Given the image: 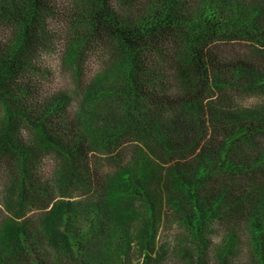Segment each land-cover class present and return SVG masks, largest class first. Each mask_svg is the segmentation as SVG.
Here are the masks:
<instances>
[{
	"label": "trees",
	"instance_id": "trees-1",
	"mask_svg": "<svg viewBox=\"0 0 264 264\" xmlns=\"http://www.w3.org/2000/svg\"><path fill=\"white\" fill-rule=\"evenodd\" d=\"M57 3L0 0V158L14 156L16 160L22 203L29 189L34 192L41 186L33 175L36 151L20 139L22 124L33 133L37 148L54 150L72 168H87L94 146L117 143L128 133L126 128L134 127L154 156L179 158L167 177L171 190L182 199L171 196L170 202L196 249L191 263L204 264L211 224L222 220L230 227L215 258L219 264H228L239 250L236 227L243 220L252 257L256 264H264V177L249 179V175H264V149L258 148L256 139L264 135V105L244 110L209 105L208 125L215 122L214 132L222 131L221 140L215 145L208 143L195 160H186V152L189 154L200 138L194 134L208 130L200 118L205 115L204 102L212 86L220 89L227 81L245 82L247 92H264V56L258 65L239 59L226 62L216 51L217 45L238 40L255 39L264 44V2L75 0L68 11ZM54 10L65 15L71 33V61L93 37L115 50L114 70L94 80L88 90L90 97L111 96L114 105L106 111L72 118L66 95L42 98L32 70H36L41 42L50 35L47 19ZM167 67L177 74L180 93L167 90ZM186 114L193 120L185 124ZM95 120H102L103 126L95 128ZM143 158L137 173L132 168L124 170L117 181L119 186L151 199L157 194L150 184L156 178L155 168L148 157ZM225 174L231 178L229 184L219 182ZM240 175L245 178L236 180ZM110 196L116 200L115 193ZM89 207L95 212L83 208V216L89 213L94 218L92 225L101 227L100 215L107 216V212L96 203ZM23 232V227L0 230V264H18L21 256L14 239L16 234L23 238ZM149 232H153L152 223ZM107 256L111 258L112 252ZM83 259L81 264H105L101 252ZM145 264H149L148 258Z\"/></svg>",
	"mask_w": 264,
	"mask_h": 264
},
{
	"label": "rangeland",
	"instance_id": "rangeland-1",
	"mask_svg": "<svg viewBox=\"0 0 264 264\" xmlns=\"http://www.w3.org/2000/svg\"><path fill=\"white\" fill-rule=\"evenodd\" d=\"M56 1L61 10L68 11L75 0ZM240 1L252 4L257 0ZM60 13V10H54L47 19L50 35L41 42L37 51L36 70H32L35 84L39 86L42 98L66 95L70 100L68 113L72 118L84 112H104L109 105H114V100L106 94L90 97L88 90L94 80L114 70L115 50L93 37L83 45L76 60L71 61V33L64 22L65 15ZM217 46V53L226 62L239 59L258 65L264 56V44L255 39ZM168 68L165 70V86L171 94L180 93L177 74ZM228 82L220 89L212 86L213 90L204 102L206 110L200 118L202 123L209 124V105L220 110H244L264 105V92H247L245 82ZM1 110L0 105V118ZM184 117L182 122L185 124L192 119L189 114ZM103 124L102 120H95L94 127L100 128ZM207 129L203 134H194V137L200 138L195 148L189 154L186 152L187 161L195 160L208 143L215 145L221 140L222 131L214 132L215 122ZM125 130L128 133L117 143L107 147L94 146L87 168L82 165L72 168L54 150L45 152L37 148L33 133L22 124L20 139L36 151L33 175L37 176L41 185L34 192L32 189L28 194L26 192L28 199L24 203L16 184L18 165L14 156L0 158V230L24 228L23 238L16 234L14 239L21 256L18 264H81L85 262V256L89 257L94 252H101L105 264H145L147 258L149 264H192L191 261L196 258L195 246L170 202L171 196L182 201L179 194L171 190L167 177L179 158L168 159L163 155L164 160L159 159L145 146L134 127ZM256 139L258 148L264 149V135L259 134ZM145 156L150 159L156 174L150 184L157 189V194L151 199L143 197L138 191L119 186L117 181L118 174L124 170L132 168L137 173ZM263 177V174L257 177L249 175V179ZM243 178L244 175H240L235 179ZM230 180L225 174L223 180L218 181L229 184ZM112 193L116 194V200L111 198ZM95 203L102 205L104 212L108 213L107 216L100 215L102 226L98 228L92 225L94 218L89 213L84 217L82 211L86 208L95 212L89 207L95 206ZM149 205L153 209L152 214ZM150 223L153 224L152 233L149 232ZM229 227L222 220L211 224V243L204 264H219L215 258L216 251ZM236 231L239 250L228 260V264H256L248 248V231L243 220L239 221ZM110 252L112 257L108 258Z\"/></svg>",
	"mask_w": 264,
	"mask_h": 264
}]
</instances>
